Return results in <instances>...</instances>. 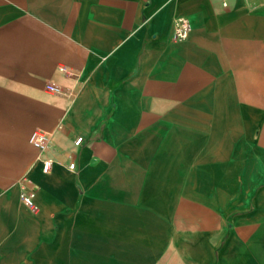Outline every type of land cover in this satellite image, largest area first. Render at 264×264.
<instances>
[{
    "label": "crops",
    "instance_id": "0c3cea01",
    "mask_svg": "<svg viewBox=\"0 0 264 264\" xmlns=\"http://www.w3.org/2000/svg\"><path fill=\"white\" fill-rule=\"evenodd\" d=\"M0 264H264V0H0Z\"/></svg>",
    "mask_w": 264,
    "mask_h": 264
},
{
    "label": "built area",
    "instance_id": "2783aa9c",
    "mask_svg": "<svg viewBox=\"0 0 264 264\" xmlns=\"http://www.w3.org/2000/svg\"><path fill=\"white\" fill-rule=\"evenodd\" d=\"M225 4L227 2H224ZM191 30V20L187 16H179L174 20V37L178 39L186 38L189 35V32ZM59 70L66 74L71 75L73 74V69L69 64H62L59 66ZM46 89L49 93L57 96H64L66 94H70L71 91H68L67 89H64L61 85L50 82L46 84ZM83 137L80 136L76 139V144H80L82 142ZM50 134L49 132L43 130V129H34L30 134V142L36 146L40 153H43L46 151L50 146ZM52 167V159L50 157H45L43 159V169L44 171L48 172L50 171ZM70 168L75 167V163L72 162L69 164ZM34 192L33 191H27L24 192L22 195L23 202L28 205L29 207L35 208V202L33 199Z\"/></svg>",
    "mask_w": 264,
    "mask_h": 264
},
{
    "label": "rangeland",
    "instance_id": "374dc122",
    "mask_svg": "<svg viewBox=\"0 0 264 264\" xmlns=\"http://www.w3.org/2000/svg\"><path fill=\"white\" fill-rule=\"evenodd\" d=\"M46 96H47V94H45ZM32 129V128H31ZM31 129H30V131H31Z\"/></svg>",
    "mask_w": 264,
    "mask_h": 264
}]
</instances>
